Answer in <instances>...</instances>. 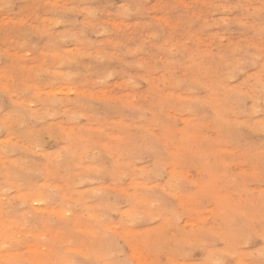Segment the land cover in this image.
<instances>
[{"label": "clouds", "instance_id": "1", "mask_svg": "<svg viewBox=\"0 0 264 264\" xmlns=\"http://www.w3.org/2000/svg\"><path fill=\"white\" fill-rule=\"evenodd\" d=\"M12 0H0V11L11 6ZM90 0H67L76 8L60 6L59 11H86V19H94L103 9L79 8ZM203 5L200 15L190 23L201 22V29L210 28L213 24L237 23L254 33L253 40L229 44L227 49L213 53L193 52L190 55L191 74L185 73L177 78L171 73L169 80L173 86H184L186 95L181 98L163 95L164 89H156L146 96L128 99L103 94L101 96H76L45 94L27 85L13 93L19 111L15 118L0 119V133L7 132L12 138L25 130L23 148L27 152L44 155L46 163L42 168L33 169L27 165H15L8 175L16 181L22 176L43 175L45 183L34 192L28 194L29 199H39L45 204L59 199L68 208L83 206L87 209L90 228L93 235L100 239L111 238L116 241L122 232L135 227L148 225L153 221L160 224L152 233L155 255L147 264H230L228 252L219 248L222 234L226 247H236L240 243L250 242L254 238L264 241V192L254 204H244V211L236 207L221 208L206 219H200L202 212L201 190L208 188L214 181L227 182V169L221 166L222 154L216 150L217 140L196 139L191 120L184 121V128L179 127V117L192 113L199 107L211 108L214 112L217 138L228 132H242L249 129L264 134V92L261 90V72H264V0H196ZM149 0H125L117 11V15L128 17L134 14L147 15L151 10L147 7ZM238 15L231 20L226 17L233 12ZM221 13L224 18L212 20L211 15ZM56 20L54 23H61ZM150 25H144L149 29ZM96 35L108 32L105 25L86 23L71 35L60 34V41L78 40L81 46H90L87 32ZM191 38V37H190ZM125 46H117L102 55L84 52L78 55L65 54L53 58V71L41 68L36 77L47 72L49 84L52 86L72 85L77 77H85V84L93 92H102L108 88L111 79L129 68H143L145 75L158 71L147 62L133 63L126 58L132 50L125 51ZM103 51V50H101ZM187 52L188 49H181ZM89 56L91 61L109 62L104 71H94L92 63H84L83 57ZM212 56L216 60L219 74L210 85L205 87V70L201 57ZM115 61V65L111 62ZM167 64L173 63L170 59ZM61 65L75 66V70L61 72ZM258 67V72L247 76L249 68ZM246 74V86L230 88L228 83L240 74ZM140 77H129L120 86L135 89ZM205 89L206 95L201 97L200 90ZM0 91H4L0 89ZM25 94H28L26 97ZM107 103L117 111L132 113V122L105 123L96 127L98 120L94 108L97 102ZM248 101L251 106L248 108ZM175 114L176 119H173ZM242 114L247 119H242ZM259 115L260 118H257ZM51 121V123H47ZM148 121L147 125L144 122ZM37 125H44L37 128ZM114 128H136V134L127 132L111 135ZM102 130V131H100ZM71 133V136L68 135ZM107 142H102L104 138ZM49 140L60 144L55 153L46 154L43 146ZM18 145L10 141H0V163H4V153ZM109 157L112 164L105 165L103 157ZM262 167L258 173L264 182V150L259 154ZM64 161L74 163L70 172L61 174ZM143 164V167H137ZM196 176L193 178L192 173ZM177 173L181 175L178 176ZM17 188L20 184L15 185ZM84 186V191H79ZM11 185L0 187V207L3 206V193L11 191ZM191 187L192 194L186 195ZM128 193L134 196L126 195ZM12 201H9L11 203ZM25 201H21L23 204ZM137 217L135 223L128 220V215ZM196 218V223L181 226L185 218ZM243 224L242 230L235 226ZM143 239V234H137ZM20 241L0 228V251H10ZM196 251L203 257L194 262L192 256ZM261 259L251 264H264V245L259 250ZM0 264H28L27 261H13L0 258ZM49 264H84L76 258L54 259ZM97 264H134L131 259L124 258L119 244L111 247L98 259Z\"/></svg>", "mask_w": 264, "mask_h": 264}, {"label": "rangeland", "instance_id": "2", "mask_svg": "<svg viewBox=\"0 0 264 264\" xmlns=\"http://www.w3.org/2000/svg\"><path fill=\"white\" fill-rule=\"evenodd\" d=\"M124 2L125 0H90V2L87 4L79 5V8H95L104 10L102 12H99L94 19H86V11H59L61 5L70 8L77 7L76 5L68 4L67 0H12L10 7L5 8L3 11H0V89L4 90L0 91V119L15 118V114L19 111V109L17 104L13 103V101L16 99V96L13 95V93L29 84L34 85V87L36 88H39V90L45 94L66 95L72 97L76 96L77 94L87 96H101L103 94H108L111 96L120 97L121 99H128L136 96H146L149 93L153 92L156 89V86H159V88L165 90L163 95L175 96L179 99L181 95H186L184 86H173L170 83H166V81H168L171 73H175L177 78L183 76L185 73L191 74L190 72L192 71V69L190 65L192 64V60L189 57L193 52L203 53L205 51H211L213 53H216L221 49H227L230 43L237 44L240 41L254 39V33L251 30L245 29L237 23L213 24L212 27L205 29H201L200 21H197L196 23H190L195 16L200 15L201 9L203 7V5L196 2V0H149L147 7L151 11L147 15L134 14L128 17H121L117 15V11L120 8L121 4H123ZM238 14V11L233 12L230 15H227L226 18L228 20H231ZM211 18L212 20H221L224 18V16L221 13L217 12L212 14ZM56 20H62L63 22L54 23V21ZM86 23L96 24L97 26L102 24L107 26L110 30L108 32H102L99 35H96L95 32L89 30L87 32V36L91 41H93V43L92 45L87 47L81 46L78 40L67 39L60 41L58 39L60 34L71 35L72 33L78 31ZM144 25H150L151 27L149 29H145ZM125 45V51L132 50L131 54L126 58L128 61L133 63H140L144 61L149 65H153L156 69H158V71H153L149 77L145 75V69L143 68H129L125 72H121L118 75L114 76L109 82L110 86L103 89L102 92H93L89 87H87V85L85 84V77H77L73 84L69 86H52L49 84L50 77L48 76L47 72L42 73V75L39 77L35 76V73L41 68H47L48 72L53 71L54 69L53 67H51L53 58H60L65 56V54L78 55L86 51L91 53L92 55H102L103 52H108L112 49H115L117 46ZM173 46H176L177 51H170ZM181 49H188V51L181 52ZM170 59L173 61V63L167 64L166 62ZM83 62L92 63L94 65V71H104L105 68L110 66L109 62L107 61H91L88 55H85L83 57ZM115 63V61H112L111 65H115ZM201 64L203 69L205 70V80H203L202 83H205L206 86L210 85L215 77L219 74L216 60L212 56H203L201 57ZM172 68L173 70H171ZM56 70L61 72H68L70 70H75V66L61 65L59 69ZM258 70V67L249 68L247 70V76H251L253 73L258 72ZM140 76H143L144 79L137 80V83L139 85L137 88L128 89L120 87L123 82L129 77ZM228 86L230 88L245 87L246 74H238L235 79L231 80L228 83ZM205 95V89H201L200 96L203 97ZM25 96L27 97L28 94H25ZM250 106L251 101H248V108H250ZM94 112L98 120V123L96 125L97 128H99L98 126L102 124L119 122L122 119L125 124L132 122V113H127V118H125V114L117 111L107 103H101L98 101L95 105ZM172 116L175 120V114H172ZM257 118H260L259 115H257ZM242 119L246 120L247 116L245 114H242ZM186 120H191L193 122V138H208L217 140V145L215 144L216 150L218 149L217 151L222 154V157L225 154V156L223 157L225 162L222 159L220 161V163L222 162L221 166L227 169L229 178L235 177L233 183L232 180L230 181V179V182H224L225 184L223 182L220 183L218 181H214V183H212L208 188L201 190L202 192H200V195L202 197V204H204L202 206V212L205 216H201L200 219H205L213 212L226 207H236L238 211L243 212V204H246L245 202H248V204L256 203L258 201L260 193L264 191V182H261L258 175L262 167L261 161L259 159V154L264 149V134L249 129H244L239 133L233 132L229 134L228 132H225L222 136L217 138V133L215 131L216 123L214 119V112L211 108L208 107H199L194 109L192 113H185L184 115L180 116L178 123L181 129L184 128V121ZM47 123H51V121H48ZM140 123L144 124L148 123V121ZM42 126L44 125H37V128ZM127 132L136 134L137 131L136 128H132L130 130H119V128H114L111 130V135H121ZM24 133L25 130H21L20 135H18L16 138L10 137L7 132L0 133V141H10L11 144L18 145L15 150L9 148L4 153V163H0V187H7L9 185L12 186L10 192L2 194L3 196H5V200L3 199V206L0 207V228H3L7 232L10 231L9 229H17L16 233L18 237L16 234H12L15 233V230L8 233L9 235H16L15 237L19 238L18 240L20 241V246H13L12 249L10 251H6V253L5 251H1L3 259L10 260V258H12L11 260L13 261H28V258L30 256L33 257L34 264L36 261H38V259H35L34 257L40 258L39 261L36 262L37 264H41V262L43 264H48L51 260L54 259H71L74 257L80 261H83L84 264H97L98 259L103 255L104 252L109 250L110 247H107L104 239H100L93 235V231L92 229H90L89 221L87 219L88 212L85 207L81 206L80 208V206H77L76 209L78 210H76L75 207H66L63 202H61L60 207L58 204L60 203L59 199L56 200L58 202L57 204L54 202L47 203L46 205L45 203H43L42 205L39 204L42 208L37 203L32 201V199V202L30 201L29 203H27V199L30 200L27 196L29 194L28 191L34 192L37 188L43 185L45 183L44 176L32 174L31 177V175H26L22 176L20 181H16L14 178L9 177V169L14 168L15 165L23 166L24 163L27 162V165L29 167L36 169L42 168L46 163L44 155L23 150V148L27 147L26 144H23ZM102 142H107V138L105 137ZM60 144H62V142H60ZM60 144H58L56 141L49 140L48 143L43 146V152L46 154L55 153L56 150H59ZM225 148H228V150ZM243 156L245 158L242 160ZM237 158H239V160ZM237 160H242V163L238 162ZM12 161H15V163ZM223 162L226 163V165ZM103 163L110 166L112 164V160L109 157L105 156L103 157ZM74 166L75 165L72 162H62L61 174H64L66 171L70 172L71 169L74 168ZM141 166H143V164H137V167ZM242 168L245 169L246 172L244 170H241ZM254 168L258 171L253 172V170H255ZM1 170H3L4 172H2ZM246 174H250L249 177ZM5 175L6 177H4ZM192 176L193 178H195L196 173L193 172ZM242 178L246 180L247 184L245 182L243 183ZM251 178L254 179L252 180ZM247 180H251V182H248ZM18 182L20 184L19 188L15 186ZM27 182L33 183H30L28 184L29 186H26ZM251 186H253L254 190ZM217 187H219L220 190L219 188L217 189ZM260 187H262L263 190H261L262 188ZM26 188L28 190H26ZM84 190V186H81L79 189V191ZM189 191L191 193L187 192L186 195L192 194L191 187ZM249 191L252 192V196L249 195ZM253 191L256 192V194L253 193ZM242 192L245 195H243ZM206 194L208 195L204 196ZM253 194L254 196L256 195V200H254L255 198ZM249 198L251 201L249 200ZM22 200L25 201V204L23 203V206L26 209L24 207L21 208L25 209V211H22L23 209L19 207V205L21 204L20 201ZM9 201L12 202L9 203ZM203 201H205L206 203H203ZM47 205L48 207H46L45 209V206ZM38 206L40 208L36 210ZM50 206H52V208ZM212 206H214V208ZM40 209H43V211H41ZM53 209H56L55 212L57 211V213H54V211H52ZM210 209L212 212L209 211ZM68 210L69 212L66 213V211ZM14 211H17L18 213ZM47 211H49V213ZM60 211H65V213H62ZM3 215L4 218H1V216ZM38 215L40 216L39 218ZM50 217H52V220H49L51 219ZM7 218H9L10 221ZM60 218H62V220H59ZM35 219H39L40 221ZM192 219L193 218L189 217L184 218L181 221V226L189 224L192 225L197 222L196 218H194L193 220ZM2 220L5 221L3 222ZM15 221H18V223H16ZM11 222L15 223L13 224ZM33 222L35 223L34 225ZM48 222L49 225H47ZM60 222H62V224H60ZM153 222L148 224V226H139L135 227L131 231L122 232L120 234L121 238L114 241L115 244H119V247L124 254V258L133 260L134 264H142L141 261H139L136 257V253H139L138 255L142 254L140 255L142 256L141 259L143 261L145 260V263L143 264H147L152 255H155V247L153 246L154 244L151 234L155 231L154 228L157 229L159 223L158 221ZM38 223L39 225H36ZM63 223H66L67 225ZM4 224L7 225L4 226ZM13 225L17 227L14 228ZM238 225L237 227L235 226L236 230H242L244 225ZM37 226L42 228V230ZM77 227H79V229L81 230H77ZM32 229L35 230L38 235H35ZM45 229H47L48 231H46ZM28 230L30 233L28 232ZM40 232L44 235L41 236ZM32 234L35 235L36 239ZM52 234L54 235L52 236ZM137 234H143L144 238L139 239ZM26 236H28L29 238H27ZM38 236L40 237V239ZM26 239L30 241L28 242ZM223 239L224 238L222 237L221 242L218 243V247L228 252L227 259L230 260L231 263L250 264L251 260L253 262L256 259L257 262L261 259V257L259 256V250L261 249V246L264 245V241H261L258 238H254L250 241V243H246L247 248L244 247V243H240L233 248L231 246L226 247L222 242ZM78 244H80L81 246H78ZM26 245H28V247ZM30 245L33 248H31ZM65 246H68L67 248L70 250H66ZM69 246L72 248H69ZM73 247L76 248L75 250L79 251H73ZM136 248L137 250L135 251ZM151 248L152 250H150ZM80 249L82 250L80 251ZM128 251L131 253L129 254ZM8 252L12 254H9ZM94 252H96L97 254ZM252 252H254L255 254H253ZM27 253L28 256H25L27 255ZM145 253L147 254V257ZM15 254H22L23 256L21 255L20 257L16 258L17 255ZM248 254H250V256H248ZM24 257L25 259H22ZM133 257H136V259L134 258L136 261L132 259ZM202 257L203 253L197 251L193 254L192 260L194 262H198ZM247 258L248 260H245ZM243 260H245V262ZM33 263L32 258H29L28 264Z\"/></svg>", "mask_w": 264, "mask_h": 264}, {"label": "bare ground", "instance_id": "3", "mask_svg": "<svg viewBox=\"0 0 264 264\" xmlns=\"http://www.w3.org/2000/svg\"><path fill=\"white\" fill-rule=\"evenodd\" d=\"M206 48H207V47H206ZM186 58H188V57H186ZM147 60H148V59H147ZM169 66H170V65H169ZM171 70H173V68H172ZM180 72H181V71H180ZM187 72H188V71H187ZM190 73H191V72H190ZM178 75H179V73H178ZM168 76H169V75H168ZM168 76H167V78H168ZM175 76H176V75H175ZM176 77H177V76H176ZM168 80H169V78H168ZM163 81H164V79H163ZM163 81H162V83H163ZM158 82H159V81H158ZM202 82H203V81H202ZM160 84H161V83H160ZM158 85H159V84H158ZM163 86H164V85H163ZM156 87H157V86H156ZM169 91H170V90H169ZM169 91H168V92H169ZM146 92H147V91H146ZM138 93H139V92H138ZM169 93H170V92H169ZM175 93H176V92H175ZM139 94H140V93H139ZM178 94H179V91H178ZM183 95H184V94H183ZM181 96H182V95H181ZM181 96H180V98H181ZM182 97H183V96H182ZM203 111H204V110H203ZM198 112H200V111H198ZM197 115H198V114H197ZM198 116H199V115H198ZM190 117H191V116H190ZM190 117H188V118H190ZM191 118H192V117H191ZM244 118H245V117H244ZM124 119H125V118H124ZM206 120H207V119H206ZM130 122H131V121H130ZM206 122H207V121H206ZM207 123H208V122H207ZM144 124H147V123H144ZM98 127H99V126H98ZM200 129H201V128H200ZM119 130H120V129H119ZM196 130H197V129H196ZM136 131H137V130H136ZM205 131H206V130H205ZM117 132H118V131H117ZM118 133H119V132H118ZM195 133H196V131H195ZM115 135H116V134H115ZM115 135H114V136H115ZM118 135H120V134H118ZM195 135H196V134H195ZM224 135H225V134H224ZM204 137H205V136H204ZM207 137H208V136H207ZM207 137H206V138H207ZM207 139H208V138H207ZM235 141H236V140H235ZM224 143H225V142H224ZM218 144H219V143H218ZM221 144H222V143H221ZM216 145H217V144H216ZM248 145H249V144H248ZM258 146H259V145H258ZM249 147H251V146H249ZM252 147H253V146H252ZM254 147H255V145H254ZM244 148H245V147H244ZM220 149H221V148H220ZM225 149L228 150V148H225ZM229 149H230V148H229ZM246 149H247V148H246ZM246 149H245V150H246ZM251 149H252V148H251ZM258 149H261V148H258ZM217 150H218V149H217ZM236 150H237V148H236ZM263 150H264V149H263ZM224 151H225V150H224ZM230 151H233V150H230ZM238 151H239V150H238ZM56 152H57V150H56ZM7 153H8V152H7ZM235 153H236V152H235ZM240 154H241V153H240ZM241 155H242V154H241ZM224 156H225V154H224ZM224 156H223V157H224ZM225 158H226V157H225ZM244 158H245V157L243 156L242 160H243ZM5 159H6V158H5ZM237 159L239 160V158H237ZM225 160H226V159H225ZM233 160H235V159H233ZM238 160H237V161H238ZM242 160H240V161H238V162H241ZM4 161H5V160H4ZM8 161H9V160H8ZM223 161H224V159H223ZM244 161H245V160H244ZM12 162L15 163V161H12ZM224 162H225V161H224ZM224 162H223V163H224ZM245 162H246V161H245ZM241 163H242V162H241ZM221 164H222V162H221ZM224 164L226 165V163H224ZM237 164H238V163H237ZM2 166H3V165H2ZM249 166H250V165H249ZM253 166H254V165H253ZM141 167H143V166H141ZM238 167H239V166H238ZM230 168H231V167H230ZM252 168H253V167H252ZM2 169H5V168H2ZM228 169H229V168H228ZM254 169H255V168H254ZM241 170H244V171H245V169H243V168H242ZM241 170H239V171H241ZM1 171L4 172L3 170H1ZM231 171H232V170H231ZM254 171H258V170L255 169V170H253V172H254ZM245 172H246V171H245ZM245 172H241V173H245ZM250 172H251V170H250ZM5 173H6V172H5ZM192 174H193V173H192ZM227 175H228V174H227ZM241 175H242V174H241ZM246 175H248V177H249L250 174H246ZM253 175H254V174H253ZM253 175H252V177H253ZM28 176H29V175H28ZM256 176H257V175H256ZM4 177H6V175H5ZM31 177H32V175H31ZM250 177H251V176H250ZM2 179H3V178H2ZM38 179H39V178H38ZM38 179H36V180H38ZM42 179H44V178H42ZM242 179H243V183L245 182V183L247 184L246 180H244V178H242ZM251 179H252V178H251ZM253 179H254V178H253ZM253 179H252V180H253ZM6 180H7V179H6ZM9 180H10V179H9ZM228 181H229V180H228ZM230 181H231V179H230ZM230 181H229V182H230ZM247 181H248V182H249V181L251 182V180H247ZM7 182H8V181H7ZM233 182H234V181L232 180V183H233ZM241 182H242V181H241ZM18 183H19V182H18ZM30 183H31V182H27L26 186H27L28 184H30ZM32 183H33V182H32ZM32 183H31V184H32ZM213 183H214V182H213ZM220 183H221V182H220ZM223 183H224V182H223ZM5 184H6V183H5ZM36 184H37V183H36ZM224 184H225V183H224ZM241 184H242V183H241ZM241 184H239V185H241ZM33 185H34V184H33ZM234 185H235V184H234ZM248 185H249V184H248ZM28 186H29V185H28ZM219 186H220V185H219ZM222 186H224V185H222ZM235 186H236V185H235ZM242 186H243V185H242ZM245 186H246V185H245ZM245 186H244V187H245ZM3 187H6V186H3ZM220 187H221V186H220ZM251 187L253 188V186H251ZM251 187H250V188H251ZM11 188H12V187H11ZM24 188H25V187H24ZM218 188H219V187H217V189H218ZM223 188H224V187H223ZM236 188H237V187H236ZM240 188H241V186H240ZM247 188H249V187H247ZM260 188H262V187H260ZM14 190H15V189H14ZM26 190H28V189L26 188ZM30 190H31V189H30ZM219 190H220V188H219ZM253 190H254V188H253ZM261 190H263V188H262ZM28 192L30 193V191H28ZM188 192L191 193L190 191H188ZM201 192H202V191H201ZM249 192H250V191H249ZM257 192H258V190H257ZM259 192H260V191H259ZM262 192H264V191H262ZM25 193H26V192H25ZM225 193H226V192H225ZM237 193H238V192H237ZM242 193H243V192H242ZM245 193H247V192H245ZM251 193H252V192H250L249 195H251ZM253 193L256 194V192H254V191H253ZM232 194H233V193H232ZM240 194H241V193H240ZM258 194H259V193H258ZM19 195H20V194H19ZM25 195H26V194H25ZM207 195H208V194H206V195H204V196H207ZM241 195H242V194H241ZM243 195H245V194L243 193ZM27 196H28V195H27ZM27 196H26V197H27ZM247 196H248V195H247ZM247 196H246V197H247ZM251 196H252V195H251ZM253 196H254V194H253ZM255 196H256V195H255ZM255 196H254V198H255ZM3 197H5V196H3ZM26 197H25V198H26ZM212 197H213V196H212ZM20 198H21V197H20ZM207 198H208V197H207ZM214 198H215V197H214ZM250 198H251V197H250ZM250 198H249V200H250ZM252 198H253V197H252ZM256 198H257V197H256ZM256 198H255L254 200H256ZM16 199H17V198H16ZM204 199H205V198H204ZM209 199H210V198H209ZM209 199H208V200H209ZM211 199H213V198H211ZM216 199H217V198H216ZM247 199H248V198H247ZM4 200H5V199H4ZM7 200H8V199H7ZM20 200H21V199H20ZM24 200H25V199H24ZM229 200H230V199H229ZM245 200H246V199H245ZM14 201H15V200H14ZM27 201H28L27 203H29V202L31 201V199H30V200L27 199ZM32 201H34V199H32ZM32 201H31V202H32ZM59 201H60V200H59ZM209 201H210V200H209ZM211 201H212V200H211ZM222 201H223V199H222ZM226 201H227V200H226ZM226 201H224V202H226ZM250 201H251V200H250ZM20 202H21V201H20ZM212 202H213V201H212ZM216 202H217V200H216ZM219 202H220V201H219ZM54 203L57 204L58 202L56 201V202H54ZM203 203H206V202L203 201ZM214 203H215V202H214ZM245 203L248 204V202H245ZM5 204H6V203H5ZM5 204H4V206H5ZM24 204H25V202H24ZM24 204H22V206H21V204L19 205V203H18V205H19L20 208H21V207H24V206H23ZM51 204H52V203H51ZM58 204H59V206H60L61 201H60V203H58ZM217 204H218V202H217ZM225 204H226V203H225ZM228 204H229V203H228ZM228 204H227V205H228ZM18 205H17V206H18ZM38 205H39V204H38ZM40 205H42V204H40ZM40 205H39V206H40ZM45 205H46V204H45ZM203 205H204V204H203ZM214 205H215V204H214ZM243 205H244V204H243ZM33 206H37V205H33ZM39 206H38L37 208L35 207L36 210H37L38 208L41 207V206H40V207H39ZM57 206H58V205H57ZM19 207H18V208H19ZM46 207H48V205L45 206V209H46ZM50 207L52 208V206H50ZM54 207H56V206H54ZM54 207H53V208H54ZM60 207H61V206H60ZM66 207H67V206H66ZM76 207H77V206H76ZM76 207H75V209H76ZM212 207L214 208V206H212ZM24 208H25V207H24ZM41 208H42V207H41ZM80 208H81V206H80ZM80 208H79V209H80ZM15 209H16V207H15ZM15 209H14V210H15ZM21 209H23V208H21ZM25 209H26V208H25ZM25 209H23L22 211H25ZM29 209H30V208H29ZM29 209H28V210H29ZM48 209H49V208H48ZM240 209H241V208H240ZM31 210H32V209H31ZM31 210H30V211H31ZM40 210L43 211V209H40ZM55 210H56V209H53L52 211H54V213H57V211L55 212ZM76 210H78V209H76ZM204 210H205V209H204ZM242 210H243V208H242ZM242 210H241V211H242ZM44 211H45V210H44ZM209 211H211V209H210ZM14 212H17V211H14ZM31 212H32V211H31ZM31 212H30V213H31ZM47 212L49 213V211H47ZM60 212H62V211H60ZM60 212H59V213H60ZM68 212H69V210L66 211V213H68ZM205 212H206V211H205ZM211 212H212V211H211ZM17 213H18V212H17ZM44 213H45V212H44ZM62 213H65V211L62 212ZM2 214H3V213H2ZM46 214H47V213H46ZM60 214H61V213H60ZM86 214H87V213H86ZM28 215H29V214H28ZM63 215H64V214H63ZM70 215H71V214H70ZM7 216H8V215H7ZM12 216H13V215H12ZM17 216H19V215H17ZM29 216H30V215H29ZM53 216H54V215H53ZM57 216H58V215H57ZM60 216H61V215H60ZM71 216H72V215H71ZM204 216H205V215H204ZM2 217L4 218V215L1 216V218H2ZM14 217H15V216H14ZM32 217H33V216H32ZM39 217H40V216L38 215V218H39ZM58 217H59V216H58ZM11 218H12V217H11ZM50 218H51V219H49V220H52V217H50ZM53 218H54V217H53ZM185 218H187V217H185ZM7 219L10 221L9 218H7ZM31 219H34V218H31ZM44 219H45V218H44ZM55 219H56V218H55ZM55 219H54V220H55ZM193 219H194V218H193ZM193 219H192V220H193ZM205 219H206V218H205ZM11 220H12V219H11ZM24 220H25V219H24ZM26 220H27V219H26ZM35 220H39V219H35ZM35 220H34V221H35ZM59 220H62V218H60ZM189 220H190V219H189ZM2 221H3V220H2ZM4 221H5V220H4ZM4 221H3V222H4ZM22 221H23V219H22ZM30 221H31V220H30ZM32 221H33V220H32ZM39 221H40V220H39ZM39 221H38V222H39ZM55 221H56V220H55ZM3 222H2V223H3ZM15 222L18 223V221H15ZM15 222H11V223L14 224ZM25 222H26V221H25ZM49 222H50V221H49ZM49 222H48L47 225H49ZM53 222H54V221H53ZM53 222H52V223H53ZM186 222H187V221H186ZM188 222H189V221H188ZM0 223H1V221H0ZM36 223H37V222H36ZM54 223H55V222H54ZM153 223H154V222H153ZM158 223L160 224L159 221H158ZM34 224H35V223L33 222V225H34ZM50 224H51V223H50ZM57 224H58V223H57ZM60 224H62V222H60ZM60 224H59V225H60ZM63 224H66V223H63ZM156 224H157V223H156ZM159 224H158V225H159ZM6 225H7V224H6ZM6 225L4 224V226H6ZM36 225H39V223L36 224ZM36 225H35V226H36ZM52 225H54V224H52ZM59 225H57V226H59ZM66 225H67V224H66ZM70 225H71V224H70ZM189 225L191 226V224H189ZM239 225H240V224H239ZM239 225H238V226H239ZM9 226H11V225H9ZM13 226H14V225H13ZM13 226H12V227H13ZM19 226H20V225H19ZM19 226H18V227H19ZM29 226H30V224H29ZM43 226H44V225H43ZM43 226H42V227H43ZM62 226H63V225H62ZM77 226H78V225H77ZM147 226H148V225H147ZM147 226H146V227H147ZM182 226H184V225H182ZM12 227H11V228H12ZM16 227H17V226H16ZM16 227L14 226V228H16ZM21 227H22V226H21ZM27 227H28V226H27ZM37 227H38V226H37ZM236 227H237V225H236ZM31 228H32V225H31ZM38 228L42 230V228H40V227H38ZM65 228H66V227H65ZM77 228H78L77 230H81V229H79V227H77ZM85 228H88V227H85ZM143 228H144V227H143ZM2 229H3V228H2ZM20 229H21V228H20ZM20 229H19V230H20ZM28 229H29V228H28ZM54 229H55V228H54ZM74 229H76V228H74ZM90 229H91V228H90ZM144 229H145V228H144ZM9 230H10V231H8V232H13V231L15 230V233H12V234H16V235H17V233H16V230H17V229H14V230H13V229H9ZM11 230H12V231H11ZM26 230H27V229H26ZM29 230H30V229H29ZM29 230H28V232H29ZM32 230H33V229H32ZM45 230L48 231L47 229H45ZM154 230H156V229L154 228ZM240 230H241V229H240ZM39 231H40V230H39ZM52 231H53V229H52ZM92 231H93V230H92ZM92 231H91V232H92ZM135 231H136V230H135ZM26 232H27V231H26ZM33 232L35 233V235H36V234L38 235V233H36L35 230H33ZM41 232H43V231H41ZM41 232H40V234H41ZM44 232H45V231H44ZM29 233H30V232H29ZM31 233H32V232H31ZM52 233H53V232H52ZM150 233H151V232H150ZM25 234H28V233H25ZM25 234H24V236H25ZM16 235H15V236H16ZM32 235H34V234H32ZM35 235H34V237H35ZM42 235H44V234H41V236H42ZM53 235H54V234H52V236H53ZM151 235H152V234H151ZM11 236L15 237L14 235H11ZM22 236H23V235H22ZM22 236H21V237H22ZM39 236H40V235H39ZM39 236H38V237H39ZM52 236H51V237H52ZM17 237H18V235H17ZM19 237H20V235H19ZM26 237L29 238L28 236H26ZM43 237H44V236H43ZM55 237H56V236H55ZM23 238H24V237H23ZM17 239H19V238H17ZM35 239H36V237H35ZM35 239H34V241H35ZM39 239H40V237H39ZM26 240H27V239H26ZM43 240H44V238H43ZM104 240H105V242H106V244H107V247H110V248H111L112 246H115V245H116L112 239H104ZM27 241L29 242L30 240H27ZM48 241H50V240H48ZM120 241H121V240H120ZM131 241H133V240H131ZM254 241H255V240H254ZM44 242H45V241H44ZM129 242H130V240H129ZM136 242H137V241H136ZM41 243H42V242H41ZM49 243H50V242H49ZM49 243H48V244H49ZM77 243H78V242H77ZM139 243H140V242H139ZM249 243H250V242H249ZM34 244H36V243H34ZM73 244H74V243H73ZM244 244H245V246H244ZM244 244H243V246L246 247V243H244ZM251 244H252V243H251ZM260 244H261V243H260ZM17 245H19V244H17ZM21 245H22V244H21ZM32 245H33V244H32ZM67 245H68V244H67ZM121 245H122V244H121ZM130 245H131V244H130ZM219 245H220V244H219ZM15 246H16V245H15ZM19 246H20V245H19ZM26 246L28 247V245H26ZM34 246H35V245H34ZM37 246H38V245H37ZM37 246H36V247H37ZM48 246H49V245H48ZM78 246H81V245L78 244ZM125 246H126V244H125ZM131 246H132V245H131ZM133 246H134V245H133ZM153 246H154V245H153ZM16 247H17V246H16ZM30 247H31V245H30ZM41 247H42V246H41ZM65 247H66V248H65L66 250H70V249L67 248L68 246H65ZM137 247H139V246H137ZM140 247H141V246H140ZM222 247H223V246H222ZM248 247H249V246H248ZM251 247H252V246H251ZM253 247H254V246H253ZM14 248H15V247H14ZM24 248H25V247H24ZM31 248H33V247H31ZM31 248H30V249H31ZM38 248H39V247H38ZM44 248H45V247H44ZM52 248H53V247H52ZM69 248H72V247L69 246ZM73 248H74V247H73ZM130 248H131V247H130ZM144 248H145V247H144ZM223 248H224V247H223ZM241 248H243V247H241ZM246 248H247V247H246ZM26 249H27V248H26ZM45 249H46V248H45ZM75 249H76V248H74L73 251H79V250H75ZM126 249H128V248H126ZM141 249H142V248H141ZM141 249H140V250H141ZM145 249H146V248H145ZM224 249H225V248H224ZM248 249H250V248H248ZM248 249H247V250H248ZM22 250H23V249H22ZM27 250H28V249H27ZM38 250H39V249H38ZM40 250H41V249H40ZM81 250H82V249H80V251H81ZM136 250H137V248L135 249V251H136ZM150 250H152V248H151ZM244 250H245V249H244ZM16 251H17V250H16ZM23 251H24V250H23ZM28 251H29V250H28ZM30 251H31V250H30ZM126 251H127V250H126ZM129 251H131V250H129ZM129 251H128V252H129ZM144 251H145V250H144ZM245 251H246V250H245ZM133 252H134V251H133ZM133 252H132V253H133ZM140 252H141V251H140ZM149 252H150V251H149ZM196 252H197V251H196ZM5 253H6V251H5ZM8 253H9V252H8ZM15 253H16V252H15ZM21 253H22V252H21ZM30 253H31V252H30ZM30 253H29V254H30ZM77 253H78V252H77ZM92 253H93V252H92ZM94 253H96V252H94ZM130 253H131V252H129V254H130ZM134 253H135V252H134ZM134 253H133V254H134ZM152 253H153V252H152ZM152 253H151V254H152ZM198 253H199V252H198ZM252 253L255 254L254 252H252ZM9 254H12V253H9ZM17 254H18V253H17ZM17 254H15V255H17ZM22 254H23V253H22ZM22 254H21V255H22ZM25 254H26V253H25ZM96 254H97V253H96ZM136 254H137L136 257L138 258V260L141 261L142 264L145 263V260L143 261V260L141 259L142 256H140V255H142V254H140V255H138L139 253H136ZM143 254H144V253H143ZM145 254H146V253H145ZM148 254H149V253H148ZM250 254H251V253H250ZM250 254H248V256H250ZM21 255H20V254L17 255L16 258L20 257ZM198 255H199V254H198ZM251 255H252V254H251ZM9 256H10V255H9ZM9 256H8V257H9ZM11 256H13V255H11ZM22 256H23V255H22ZM25 256H28V253H27V255H25ZM66 256H67V255H66ZM134 256H135V255H134ZM152 256H153V255H152ZM245 256H246V255H245ZM256 256H257V255H256ZM41 257H42V256H41ZM130 257H131V256H130ZM136 257H133L132 259H134V258L136 259ZM146 257H147V254H146ZM148 257H149V255H148ZM150 257H151V256H150ZM198 257H199V256H198ZM246 257H247V256H246ZM257 257H258V256H257ZM0 258H3V256H2V252H1V251H0ZM26 258H27V257H26ZM29 258H32V263H33V257H30V256H29ZM29 258H28V261H27V262H29ZM34 258H35V259H38V261H39V259H40V258H36V257H34ZM56 258H57V257H56ZM234 258H235V257H234ZM240 258H241V257H240ZM242 258H243V257H242ZM253 258H254V255H253ZM11 259H12V258H10V260H11ZM22 259H25V257L22 258ZM35 259H34V261H35ZM135 259H134V260H135ZM229 259H230V258H229ZM259 259H260V258H259ZM5 260H6V259H5ZM7 260H8V259H7ZM15 260H17V259H15ZM195 260H196V258H195ZM197 260H198V259H197ZM245 260H248V258L245 259ZM245 260H243V261L245 262ZM18 261H19V260H18ZM38 261H36V262H38ZM40 261H41V260H40ZM47 261H48V260H47ZM135 261H136V260H135ZM229 261H230V260H229ZM237 261H238V260H237ZM243 261H241V262H243ZM255 261H256V259H255ZM36 262H35V264H37ZM43 262H44V261H43ZM48 262H49V261H48ZM195 262H197V261H195ZM241 262H239V263H241ZM247 262H248V261H247ZM251 262H252V260H251ZM257 262H258V261H257ZM230 263H231V262H230ZM235 263H236V262H235ZM249 263H250V261H249ZM33 264H34V263H33ZM41 264H43V263L41 262ZM45 264H46V263H45ZM48 264H49V263H48ZM231 264H233V263H231ZM250 264H251V263H250Z\"/></svg>", "mask_w": 264, "mask_h": 264}, {"label": "snow or ice", "instance_id": "4", "mask_svg": "<svg viewBox=\"0 0 264 264\" xmlns=\"http://www.w3.org/2000/svg\"><path fill=\"white\" fill-rule=\"evenodd\" d=\"M170 51H172V52L177 51L176 46H173V48L170 49ZM260 75H261V80H260V83H261V90H262V92H264V72H261ZM205 87H207V86L205 85ZM100 131H102V130H100ZM68 135L71 136V133H68ZM177 175L180 176L181 174H180V173H177ZM126 195L134 196L135 194L128 193V194H126ZM262 195H264V194H262ZM34 202L37 203V204H43V203H44L42 200H39V199H34ZM136 219H137V217L134 216V215H132L131 213L128 215V220H129V222H131V223H135ZM217 236H218L219 238H222V237H223L222 234H219V233L217 234ZM220 264H222V262H220Z\"/></svg>", "mask_w": 264, "mask_h": 264}]
</instances>
